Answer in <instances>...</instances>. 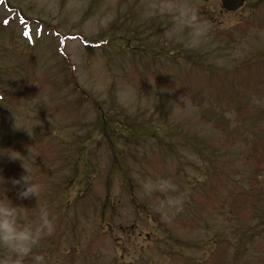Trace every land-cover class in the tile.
<instances>
[{
    "label": "rangeland",
    "instance_id": "1",
    "mask_svg": "<svg viewBox=\"0 0 264 264\" xmlns=\"http://www.w3.org/2000/svg\"><path fill=\"white\" fill-rule=\"evenodd\" d=\"M263 52L261 0H0V202L22 224L47 209L43 264H264ZM100 114L165 123L173 151L133 141L121 174L103 137L73 165ZM24 175L36 195L18 198Z\"/></svg>",
    "mask_w": 264,
    "mask_h": 264
},
{
    "label": "clouds",
    "instance_id": "2",
    "mask_svg": "<svg viewBox=\"0 0 264 264\" xmlns=\"http://www.w3.org/2000/svg\"><path fill=\"white\" fill-rule=\"evenodd\" d=\"M146 15L151 16L154 13H146ZM176 27L173 25L171 28H166L163 33L165 38H172ZM194 30L198 33L199 26H194ZM117 99L122 106L128 107L134 101V90L130 86H126L118 91ZM3 182L2 180L0 184ZM12 184L20 185L17 189L18 198L36 195V186L30 183L26 175L20 179L12 180ZM20 216L21 210L9 198L8 202H0V250H2L0 264H25L28 257H31L33 264H43L44 257L34 254L32 250L40 237L50 234L54 228L48 211L46 208H41L37 221L32 224L20 223Z\"/></svg>",
    "mask_w": 264,
    "mask_h": 264
},
{
    "label": "trees",
    "instance_id": "3",
    "mask_svg": "<svg viewBox=\"0 0 264 264\" xmlns=\"http://www.w3.org/2000/svg\"><path fill=\"white\" fill-rule=\"evenodd\" d=\"M263 1L264 0H261V2ZM116 40L118 41L117 38ZM111 41H114V39H111ZM151 52L153 54L156 53V55H158L157 52H154V51H151ZM177 54L179 55V52H177ZM169 55L170 57L172 56L171 58H174L173 55H175V53L172 52ZM262 55L264 56V52L262 53ZM192 57L197 58L196 55H193ZM192 57L187 56L185 59L190 60L193 64H197L198 63L197 60L193 59ZM70 69L72 70V67H70ZM74 88L75 90L79 91V88L77 87L76 83L74 84ZM82 95H85V94H82ZM85 97L89 98L88 96H85ZM91 102L93 104H96L95 100L91 99ZM98 110H100V113H104V111L100 109L99 107H97V104H96V112ZM132 123H134L132 122V120L127 121L125 119L123 120V124L110 121V118L108 116H105L104 114H100L95 124L96 128H98V133L95 135H93L92 133H89L84 138V145L80 147L78 150H75V152L71 155V157L74 160L73 165H76L77 161H85V163H87L86 161L87 155L91 152V150H95L98 147L99 142L103 139V137H104V141L102 145H105L106 147H108L111 153V155L109 156L110 159L112 156L115 155V162H116V166L118 167L117 172L121 174L125 171H129L128 168L126 167L125 169V167L121 163H124L122 157L126 155V153H128L129 151L128 145L133 143V141L137 142L140 139L146 137L149 140H153L154 142L158 143V145L162 146L164 151H169V152L173 151L170 145V142H169V132L165 131L166 130L165 123H162L160 125H153L154 122L152 121V119H147L146 121H143V123H136L138 125H133ZM173 125L174 124H170L171 129ZM100 136L102 137L100 138ZM190 147L199 152L203 149V147L195 141L190 143ZM118 149H120L119 153H118ZM117 155L121 157V163L117 161L118 160ZM124 164L126 165V163ZM90 167H92L91 164H90ZM124 175H126V173H124ZM105 179L107 183L106 185L108 186L110 184V179H108V176H105ZM71 181H68L67 183ZM90 183L91 182H86V186L90 185ZM124 187H126L132 193L133 189L139 187V185H138V182L134 178H129V179L126 178V182L123 183L122 189H124ZM76 198H80V196ZM108 199L109 197L106 196L102 203L101 215L106 207L112 206L111 204L108 205Z\"/></svg>",
    "mask_w": 264,
    "mask_h": 264
},
{
    "label": "water",
    "instance_id": "4",
    "mask_svg": "<svg viewBox=\"0 0 264 264\" xmlns=\"http://www.w3.org/2000/svg\"><path fill=\"white\" fill-rule=\"evenodd\" d=\"M246 0H220L221 6L227 11H235L243 5Z\"/></svg>",
    "mask_w": 264,
    "mask_h": 264
}]
</instances>
